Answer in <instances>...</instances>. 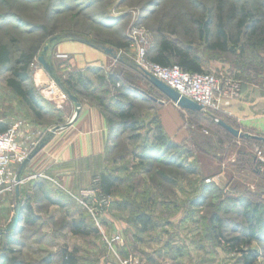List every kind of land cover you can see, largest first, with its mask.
I'll return each mask as SVG.
<instances>
[{
	"label": "rangeland",
	"instance_id": "374dc122",
	"mask_svg": "<svg viewBox=\"0 0 264 264\" xmlns=\"http://www.w3.org/2000/svg\"><path fill=\"white\" fill-rule=\"evenodd\" d=\"M240 8L263 20L264 0H0V49L8 52L7 63L0 62V124L8 128L22 123L18 142L28 155L33 150L37 154L66 119L51 104L47 112L34 114L8 86L11 68L23 52L34 54L31 78L36 71L62 90L60 79L69 66V55L58 54L62 45L75 43L108 54L107 67L88 65L70 72L92 80L106 103L110 93L122 90L100 86L90 69L100 70L98 76L117 72L121 81L131 83L124 100L132 101L137 122L129 130L110 127L100 170L111 171L119 182L110 195L104 194L101 207L95 205V220L68 193L99 187L98 170L81 189L62 178H43L39 171L20 173L19 193L16 188L0 193V264H60L64 248L78 264H123L129 259L133 264H246L249 252L255 254L250 264H264V227H257V237L249 243H228L233 237L248 239L243 234L244 204L257 205L258 215L264 210V145L228 134L216 123L222 118L214 107L196 114L176 106L136 66L137 46L149 49L166 35L191 41L204 70L219 83L226 71L240 79L264 80V46L248 39L249 24L244 31L236 28L239 15L227 19L230 10ZM193 20L210 21V42L218 23L230 35L238 31V45L230 43V52L209 51ZM41 55L52 65V74L38 62ZM168 108L180 117L175 134L165 133L170 147L154 140V125H149L156 118L164 131L161 113L170 115ZM45 179L54 186L40 181ZM17 205L19 220L8 229ZM77 205L88 215L86 226L96 230L88 236L70 231L71 222L83 218ZM140 213L149 217L148 226L136 220Z\"/></svg>",
	"mask_w": 264,
	"mask_h": 264
},
{
	"label": "trees",
	"instance_id": "16d2710c",
	"mask_svg": "<svg viewBox=\"0 0 264 264\" xmlns=\"http://www.w3.org/2000/svg\"><path fill=\"white\" fill-rule=\"evenodd\" d=\"M239 15L238 23L236 24V28L238 30L244 31L246 29L247 24L250 27V31L247 36L248 39L254 38L256 45L264 46V13L262 14L263 20L252 19L251 12L246 9H232L229 14H227V19H234ZM220 20H223L220 16ZM196 25L197 37L199 40L206 42V47L209 51L216 52H230L232 48L229 46L232 43V46H237L240 33L237 31L234 35H230V33L224 30V25L218 23L215 38L211 42L209 41L211 37V29H210V21L209 20H193ZM99 47V45H98ZM34 54L29 52H23L20 56L15 60L12 68H11V78L8 79V86L18 95L24 103L28 106V108L34 112L36 115H40L39 113L42 111L43 113L47 112L50 108V103L45 102L43 98H41L38 94V90L36 89L34 82L31 78L30 68L33 63ZM147 59L150 61L160 64L162 66H170L177 65L182 70L188 72H207L203 68V58L200 54H198L192 46L191 41H183L176 37H169L166 35H161L155 41V44L147 50ZM8 61V52L6 47L0 49V62L6 64ZM121 63L122 60H121ZM95 75H97V79L100 86H108L111 85L113 87H119L122 91L117 92L116 94H109V103L104 102L100 96L97 95V86L94 85V82L89 78L82 77L80 72H70L68 73L63 80L60 79V84L63 90L68 94H72L74 96L82 95L92 99L98 106L102 108L103 113L106 116L109 127L118 126L124 130L133 129L136 127V118L134 115V105L132 101L124 100L128 97V93L130 92L132 86L130 82L121 81V76L113 72H109L106 75L98 76V72L100 70L90 69ZM140 76L145 79L148 83V78L139 70H137ZM236 77H242L238 75ZM59 80H57L58 82ZM26 83H30L31 87H29ZM151 84V83H150ZM123 97V98H121ZM192 113H200L201 111H191ZM226 123L231 126H234L230 121L222 118ZM149 125H154V130L152 135L154 140L170 147V142L167 140V136L165 132L162 130L160 124H158L156 118H152L149 121ZM7 129L6 125L0 124V131H4ZM223 129V128H222ZM226 131V130H225ZM228 133V132H227ZM229 134V133H228ZM244 142H253L260 145H264V142L247 139L242 140ZM98 185L103 194L110 195L113 189L116 187L119 182V178L114 176L111 171L99 170L98 173ZM95 180V179H94ZM62 196L72 200L68 195L64 193H60ZM73 201V200H72ZM56 204H59L58 201H55ZM74 203V202H73ZM78 206V205H77ZM83 214V218L79 220H74L71 222L70 231L74 235L88 236L92 232L96 231L93 228H88L86 226L87 223L90 222L88 219V215L84 210L78 206ZM79 210V211H80ZM258 213L257 205L250 206L249 203L244 204V209L242 210V215L245 221L244 227V235H247L248 239L243 240L239 237H233L228 240L232 246H238L245 243H249L250 239L257 237L256 229L258 226L264 227V210L260 215ZM262 216V217H261ZM216 216H214L215 218ZM89 220V221H88ZM136 220L142 224L144 227L148 226L150 223L149 217L140 213L136 215ZM89 225V224H87ZM241 251V250H240ZM255 254L249 252L245 256V263L250 264L254 261ZM60 264H78L77 259L72 253H68L64 248L61 252V260Z\"/></svg>",
	"mask_w": 264,
	"mask_h": 264
},
{
	"label": "crops",
	"instance_id": "0c3cea01",
	"mask_svg": "<svg viewBox=\"0 0 264 264\" xmlns=\"http://www.w3.org/2000/svg\"><path fill=\"white\" fill-rule=\"evenodd\" d=\"M58 54L69 55L66 73H70L71 68L78 71L88 65L107 67L110 59L108 54L100 50L75 43L62 45ZM225 73L227 71L220 73L222 76L216 92L215 114L242 131L264 135L263 78L245 80ZM50 104L56 107L55 103ZM60 105L66 123L40 147L20 173L25 175L29 171H39L47 177L62 178L74 187L81 186L78 187L81 189L84 182L94 175V171L102 168L101 163L105 161L106 147L110 142V127L102 108L88 97H77L75 101L67 98ZM170 108L173 109L172 106ZM171 109L168 108L166 112L170 115L161 113L167 135H174L175 127L180 123V117ZM40 181H45L46 186H54L53 181L48 179V182L46 179Z\"/></svg>",
	"mask_w": 264,
	"mask_h": 264
},
{
	"label": "built area",
	"instance_id": "2783aa9c",
	"mask_svg": "<svg viewBox=\"0 0 264 264\" xmlns=\"http://www.w3.org/2000/svg\"><path fill=\"white\" fill-rule=\"evenodd\" d=\"M147 48L138 45L136 52V66L143 74L148 73L173 88L203 109L215 106L218 78L208 72H188L177 65L162 66L147 59ZM35 87L48 101L60 108V102L66 98L64 91L51 81H44L36 71L32 72ZM22 123L19 122L4 131H0V193L14 190L22 181L19 179L17 167L28 157V151L18 142ZM47 178L45 175H41ZM79 205L89 210L96 219L95 205L103 204L104 194L99 187L80 190L77 194L68 193ZM118 238V237H116ZM114 241V239L112 240ZM123 264H133L132 260H123Z\"/></svg>",
	"mask_w": 264,
	"mask_h": 264
},
{
	"label": "water",
	"instance_id": "95a60500",
	"mask_svg": "<svg viewBox=\"0 0 264 264\" xmlns=\"http://www.w3.org/2000/svg\"><path fill=\"white\" fill-rule=\"evenodd\" d=\"M106 51L110 52L111 50L106 49ZM38 62L41 64V66L43 67L45 72H47L48 74H52L53 67L48 61H46V59L43 55L38 57ZM144 75L148 78L149 82L156 89H158L162 94H164L176 106H178L182 109L191 110V111H201L203 109L199 104L195 103L194 101H192V100H190L184 96H181L178 92H176L173 88L166 85L161 80L155 78L154 76H152L148 73H145ZM68 96L70 99H72L74 101L76 100V97L74 95L68 93ZM216 123L234 137H237L240 139H245V140L253 139V140H258V141L264 142V135H257V134H252L249 132L242 131L236 127H233V126L227 124L222 119H217ZM36 152H37V150H33L28 155V157L22 162V164L19 167L18 175L20 174V172L22 171V169L24 168L26 163L36 154ZM16 193L17 194L19 193V190L17 187H16ZM19 213H20V209H19V206L17 205L16 206V216L14 217L13 222L8 229L15 227V225L17 224V222L19 220Z\"/></svg>",
	"mask_w": 264,
	"mask_h": 264
}]
</instances>
